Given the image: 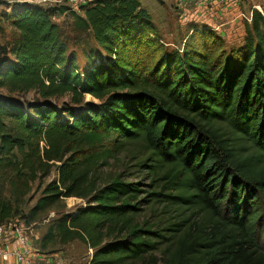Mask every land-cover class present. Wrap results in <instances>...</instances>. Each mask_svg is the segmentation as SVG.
<instances>
[{"label": "trees", "instance_id": "1", "mask_svg": "<svg viewBox=\"0 0 264 264\" xmlns=\"http://www.w3.org/2000/svg\"><path fill=\"white\" fill-rule=\"evenodd\" d=\"M5 23L13 32L0 42V226L19 218L30 184L56 170L29 212L59 215L43 250L78 241L93 251L89 264H157L155 253L163 264H264L259 11L241 45L226 48L203 27L181 51L159 43L141 0L79 11L0 2V35ZM72 47L87 51L86 67ZM121 154L142 179L103 173ZM71 198L85 205L54 212ZM145 207L164 212L142 220Z\"/></svg>", "mask_w": 264, "mask_h": 264}, {"label": "rangeland", "instance_id": "2", "mask_svg": "<svg viewBox=\"0 0 264 264\" xmlns=\"http://www.w3.org/2000/svg\"><path fill=\"white\" fill-rule=\"evenodd\" d=\"M226 1V2H225ZM143 7L149 12L152 17L153 23L158 31V41L160 44L165 46L169 50H179L181 51L186 41H188L189 36L194 32V30L202 29L206 27L216 34L221 36L225 42L226 48L237 47L241 45L246 36L245 26L247 25L246 19L242 16L245 14L249 16V13L258 10L257 7H261L264 16V0H236L237 4L231 6L233 2L229 0H219L217 3H210L207 6H203L200 0H141ZM225 2V3H224ZM235 2V1H234ZM21 4L22 2H14V4ZM37 5V4H36ZM202 8H201V7ZM231 6V7H230ZM1 10L10 12L8 7H2ZM202 10H206L202 13ZM233 10L236 11L235 20L238 24H225L227 21L223 20V25H217L213 20H221L224 18L225 13H231ZM213 11H216L212 14ZM218 11V15H216ZM211 12V13H209ZM209 14V16H207ZM221 18V19H220ZM66 23H62L64 27L70 24L71 19L69 17L65 18ZM64 19L60 20L59 23L63 22ZM225 22V23H224ZM221 23V21H219ZM224 29V30H223ZM6 32L0 35V42L4 43L11 39L13 30L5 23ZM67 36L71 38L74 34L70 33L68 29ZM71 51L75 52L78 58L79 68L86 67L87 51L83 48H73ZM91 54V53H90ZM95 55H99L95 51ZM35 97L34 93L28 94L26 96L27 100H33ZM87 103H98L97 100L91 97H86ZM55 102V101H54ZM68 103V98H63L56 101V105L62 106L63 103ZM130 157L126 154L117 155L110 160L109 167H105L102 171L105 175H123L128 181H136L142 179L143 175L135 174L132 176L130 174L134 173V169L131 167ZM57 171L54 170L51 177L46 179L43 183L36 182L30 184L29 193L21 198L19 203L21 210L17 217L21 218L22 221L26 223V226L30 229L31 245L33 247H40L42 238L46 235L49 228L54 225L55 220L59 217L57 214H50V212L44 213L36 218H33L29 212L31 208L35 206L38 199L43 195V188L54 179H57ZM2 177H0V186L2 185ZM16 187L18 190H26L22 184L16 181ZM6 193L4 198L7 200L15 201L14 190H5ZM85 202L76 198L67 199L54 210L56 213H75L79 207L84 206ZM160 207V206H159ZM144 217L150 222H156L162 214V208L157 209L154 213L151 209L145 207ZM174 206L171 207L173 212ZM260 227V233L264 241V217L262 218ZM85 244L81 242H74L68 246L55 245L49 246L46 250H43L44 255L50 259L49 264H89L93 251H90ZM162 254V253H161ZM157 258V264H163V255L155 253ZM45 259L44 261H46ZM151 259H147L142 264H153Z\"/></svg>", "mask_w": 264, "mask_h": 264}, {"label": "built area", "instance_id": "3", "mask_svg": "<svg viewBox=\"0 0 264 264\" xmlns=\"http://www.w3.org/2000/svg\"><path fill=\"white\" fill-rule=\"evenodd\" d=\"M8 0H0V2H7ZM97 0H37L36 3L40 6L53 7V6H68L73 10L79 11L80 8L88 6ZM219 0H200L201 5L207 6L210 3H217ZM223 1V0H222ZM232 1V0H229ZM201 7V6H200ZM202 8V7H201ZM259 12L263 13L261 7H257ZM255 11V10H254ZM247 22H252L253 11L249 16L242 14ZM64 19L63 17H56V21ZM54 215V213H51ZM30 229L26 223L19 218L13 219L0 226V263L9 264L15 261V264L27 263L26 254L29 252L31 245ZM92 251V250H90Z\"/></svg>", "mask_w": 264, "mask_h": 264}, {"label": "crops", "instance_id": "4", "mask_svg": "<svg viewBox=\"0 0 264 264\" xmlns=\"http://www.w3.org/2000/svg\"><path fill=\"white\" fill-rule=\"evenodd\" d=\"M11 0H8L7 2H10ZM13 2H11L10 4L12 3H16V2H22V3H36L37 0H12ZM224 1V0H223ZM235 1V2H234ZM226 2V1H225ZM224 2V3H225ZM230 2H233V4H230L231 6L233 5H236L237 2L236 0H232ZM230 6V7H231ZM206 10H202V13H205ZM216 11H213L212 14H214ZM211 13V12H209ZM216 15H218V11L216 13ZM224 15V18H220L221 20H213L216 22L217 25H223V20L227 21V23L225 24H238V21L235 20V17H236V11L233 10L231 13H225L223 14ZM209 16V14L207 15ZM219 21H221V23H219ZM223 27H225L223 25ZM224 30V29H223ZM72 244V243H70ZM69 245V244H68ZM68 245H65V246H68ZM29 252L26 254V260H27V263L25 264H49L50 262V259H48L44 253H43V249L42 247L40 246L39 248L36 246V247H33L32 245L29 246ZM45 259H47L46 261H44ZM16 262L15 261H12L11 263L9 264H15ZM0 264H5V263H0ZM8 264V263H7Z\"/></svg>", "mask_w": 264, "mask_h": 264}]
</instances>
